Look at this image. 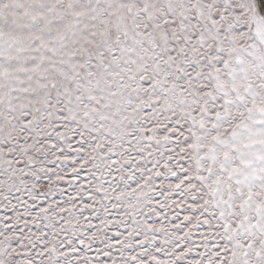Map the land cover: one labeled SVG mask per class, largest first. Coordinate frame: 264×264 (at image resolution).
Listing matches in <instances>:
<instances>
[{
  "label": "snow or ice",
  "instance_id": "obj_1",
  "mask_svg": "<svg viewBox=\"0 0 264 264\" xmlns=\"http://www.w3.org/2000/svg\"><path fill=\"white\" fill-rule=\"evenodd\" d=\"M0 264H264V0H0Z\"/></svg>",
  "mask_w": 264,
  "mask_h": 264
}]
</instances>
